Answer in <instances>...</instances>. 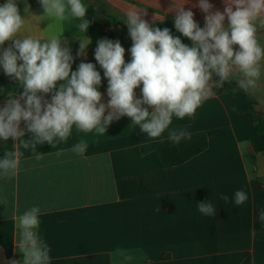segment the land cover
Here are the masks:
<instances>
[{"label":"crops","instance_id":"1","mask_svg":"<svg viewBox=\"0 0 264 264\" xmlns=\"http://www.w3.org/2000/svg\"><path fill=\"white\" fill-rule=\"evenodd\" d=\"M6 2L0 0V5ZM15 2L24 18L21 36L48 39L59 32L61 25L53 20L41 21L42 6L32 8L26 0ZM83 2L90 21L87 33L78 31L75 25L79 21L65 22L61 43L74 57L72 71L81 62H90L100 72L98 90L103 103L109 100L108 80L94 52L107 32L106 39L119 40L125 48V62L131 61L132 40L125 24L129 9L143 10L146 15L142 18L149 24L170 22L172 35L189 47L192 41L175 28L176 9L183 6L193 11L194 20L201 28L205 26L199 0ZM209 3L213 11L223 12L224 0ZM89 38L86 55H78L80 39L88 42ZM257 38L264 46V29L258 30ZM10 44L5 42L3 48ZM233 48L239 50L238 45ZM236 81L234 76L227 82ZM62 83L57 82L56 90ZM257 84L249 91H217L214 87V95L197 108L191 123L168 128L156 140L124 116L109 125L104 135L78 132L73 126L66 142L37 145L36 152L21 148L18 174H0V264L22 259L15 249L18 216L34 205L41 208L35 231L49 246L50 264H264V231L259 230L257 218L258 206L264 204V139L255 132L245 100L246 96L253 101L254 109L264 116V67ZM141 88L135 89L138 98ZM22 92L19 82L0 66V109L9 94L19 98ZM52 94L39 95L50 102ZM20 128L25 131L24 139H30L24 121ZM173 129L189 135L207 133V148L188 162L165 169L159 167L153 153L139 155L138 146L166 140ZM81 139L88 145L82 156L71 151ZM17 147L11 139L0 140V158ZM37 155L41 158L36 159ZM238 190L248 196L242 205L234 201ZM224 195L228 196L226 202L221 198ZM201 202L212 203L215 214L200 213L197 204ZM16 205L19 213L14 218ZM118 249L135 259L125 261Z\"/></svg>","mask_w":264,"mask_h":264},{"label":"clouds","instance_id":"2","mask_svg":"<svg viewBox=\"0 0 264 264\" xmlns=\"http://www.w3.org/2000/svg\"><path fill=\"white\" fill-rule=\"evenodd\" d=\"M39 2L44 10L41 21L51 19L61 25L59 32L48 39L21 36L24 18L15 0L0 5V48L3 49L0 66L23 88L19 98L9 94V100L0 109V140L18 143L15 150L6 151L0 158V174L4 176L18 174L21 148L36 152L37 145L66 142L73 126L78 132L104 135L109 125L127 116L131 124L156 140L169 128L174 116L181 120L193 117L203 101L214 95L213 88L222 87L230 78L237 77L238 87L244 91L258 87L264 67V46L257 33L264 29V0H224L223 12L213 11L209 0H199L197 6L205 13L203 28L194 20L193 11L183 6L177 8L175 28L192 41L191 47L174 37L168 28L161 30L149 24L142 18L146 15L143 10L129 9L125 24L132 40L131 61L125 62V48L119 40L101 39L94 52L108 80L107 103L101 102L98 88L102 78L95 65L81 62L72 71L74 57L61 43L65 22L79 21L76 28L82 34L87 33L88 6L83 0ZM80 40L77 54L86 55L90 38L88 42ZM7 41L11 44L3 48ZM234 45L239 50H234ZM59 81L64 83L56 90ZM141 85L142 95L138 98L135 89ZM49 93H53L50 102L39 95ZM21 121L32 134L30 139H24ZM190 138L183 130L173 129L168 133V140L177 145ZM87 147V142L81 139L71 151L82 156ZM221 198L228 200L226 195ZM247 199L243 190L234 194L236 205L244 204ZM197 206L204 215L216 212L210 202ZM17 213L19 205L13 209L14 218ZM40 215V206L34 205L18 216L19 240L15 249L22 259L11 264H50L49 246L35 231ZM259 220L264 223V211L259 214ZM117 253L125 261L135 259L122 249Z\"/></svg>","mask_w":264,"mask_h":264},{"label":"trees","instance_id":"3","mask_svg":"<svg viewBox=\"0 0 264 264\" xmlns=\"http://www.w3.org/2000/svg\"><path fill=\"white\" fill-rule=\"evenodd\" d=\"M26 1L32 8L41 7L39 0ZM151 25H153L154 27H159L161 30H163L164 28H168L171 34L173 32V26L170 22L155 23ZM213 79L215 80L217 78L213 77ZM222 88L239 89L237 84L227 81L222 87L216 88V90L220 91ZM245 100L246 110L249 111L253 116L255 132L257 135L261 136L264 139V116L254 109L253 101H251L246 96ZM191 121L192 117H185L181 120L174 116L169 128L184 126L191 123ZM190 137V139L182 140L178 145L166 139L140 145L138 146L137 150L140 156L153 153L157 158V162L160 168L165 169L176 167L188 162L207 148L209 138V135L207 133H194L190 134ZM261 211H264V204H260L257 209L259 230L264 231V223H261V221L259 220V214L261 213Z\"/></svg>","mask_w":264,"mask_h":264},{"label":"built area","instance_id":"4","mask_svg":"<svg viewBox=\"0 0 264 264\" xmlns=\"http://www.w3.org/2000/svg\"><path fill=\"white\" fill-rule=\"evenodd\" d=\"M109 37V34L106 32L105 33V38H108Z\"/></svg>","mask_w":264,"mask_h":264}]
</instances>
